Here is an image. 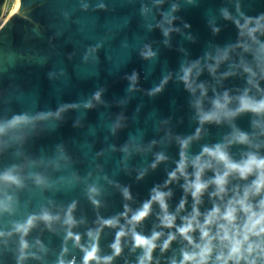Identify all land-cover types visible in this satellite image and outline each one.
Masks as SVG:
<instances>
[{"label":"water","instance_id":"water-1","mask_svg":"<svg viewBox=\"0 0 264 264\" xmlns=\"http://www.w3.org/2000/svg\"><path fill=\"white\" fill-rule=\"evenodd\" d=\"M225 94L231 110L241 96L264 100V0H17L0 23V175L11 171L21 183L0 180V264H83L93 243L98 257L112 256L107 264H137L142 250L127 220L153 189L171 192L175 226L191 214L184 176L169 181L182 155L189 180L196 157L209 159L204 147L219 144L234 161L264 157V113L201 121ZM240 132L247 143L234 140ZM217 170L214 163L202 179ZM253 178L230 176L223 200L209 186L198 219ZM70 205L72 226L63 223ZM45 210L59 219L17 231ZM159 215L153 203L135 230L162 231L150 264H171L189 246L177 235L161 252L175 227L163 229ZM121 229L128 234L114 256Z\"/></svg>","mask_w":264,"mask_h":264},{"label":"clouds","instance_id":"clouds-1","mask_svg":"<svg viewBox=\"0 0 264 264\" xmlns=\"http://www.w3.org/2000/svg\"><path fill=\"white\" fill-rule=\"evenodd\" d=\"M99 97L100 93L96 92L94 98L99 100ZM230 102L231 98L227 94L213 100L212 110L203 113L200 116L201 121L219 123L221 113L225 117L233 116L241 111L264 113V100L252 101L247 96H241L235 110L228 108ZM22 119L23 117H13L11 123L15 124ZM0 131L3 129L0 128ZM234 140L244 144L248 142V136L240 132L234 137ZM201 155L209 159L202 161L201 156L196 157L192 162L194 172L191 180L185 173L186 165L183 155L176 171L169 173V181L177 179V172L184 176L183 190L190 194L193 200L191 214L182 217L183 222L180 226H175L176 216L168 211L167 197L171 195V192L158 189H153L150 199L144 202L127 220L131 226L128 232L131 234L132 247L142 250L137 264H150L152 253L158 247L157 241L164 235L162 231L154 230L150 235H143L135 230V226L150 214L153 203H156L160 209V226L163 229L175 227V232L169 231L167 237L159 244L161 252L169 248V245L176 240L177 235L189 246L187 249H182L180 259L178 261L173 259L171 264H258L259 260H264V241L261 240V237H264V157L248 153L240 161H234L219 144L213 147H204ZM157 159H162V157H157ZM214 163L222 170L215 171L214 176L209 180L202 179L205 169L213 168ZM233 175L240 180H247L249 176L254 178L242 189H233L232 195L224 202L223 207L213 204L212 208L204 214L201 222L198 219L201 213L197 205L201 203L205 191L209 186H214V190L209 193V196L223 200L224 196L228 195L229 177ZM0 180L17 186L21 183L19 177L11 171L0 175ZM169 181H166L165 184ZM37 182L41 181L37 179ZM124 196L126 199H130L127 190H125ZM255 197H259V199L253 202ZM184 203L185 201L182 199L179 207L183 208ZM73 207L70 205L65 213L63 223L68 226L75 223L71 215ZM241 217H243L242 220ZM37 219L48 224L59 217L45 210L39 216H30L23 225H17V231L26 234ZM115 223L113 219L103 221V224L107 226H113ZM197 231L199 232L198 239L193 235ZM126 234L128 233L123 229L116 233L115 241L111 244L114 256L121 253V237ZM67 235L73 237L71 231ZM89 236H93V233L89 232ZM73 238L79 243V235H75ZM93 239H95L94 236ZM21 246L26 248V242L22 240ZM97 251L98 248L93 243L90 249L85 250L83 264H89L90 261L100 264L101 259L104 264H107L112 259V256L98 257Z\"/></svg>","mask_w":264,"mask_h":264},{"label":"rangeland","instance_id":"rangeland-1","mask_svg":"<svg viewBox=\"0 0 264 264\" xmlns=\"http://www.w3.org/2000/svg\"><path fill=\"white\" fill-rule=\"evenodd\" d=\"M14 3H15V0H7L6 1V4L4 6V9H3V17H1L0 19V23L2 22V20L5 18V16L9 15V13H11V10L12 8L14 7Z\"/></svg>","mask_w":264,"mask_h":264},{"label":"bare ground","instance_id":"bare-ground-1","mask_svg":"<svg viewBox=\"0 0 264 264\" xmlns=\"http://www.w3.org/2000/svg\"><path fill=\"white\" fill-rule=\"evenodd\" d=\"M16 8H17V0H15L14 7L12 8L11 13H12L14 10H16Z\"/></svg>","mask_w":264,"mask_h":264}]
</instances>
